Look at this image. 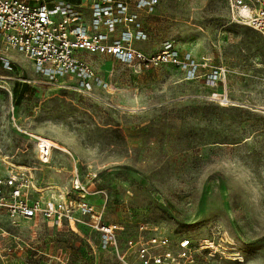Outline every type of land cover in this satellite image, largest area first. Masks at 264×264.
Instances as JSON below:
<instances>
[{
  "label": "rangeland",
  "instance_id": "374dc122",
  "mask_svg": "<svg viewBox=\"0 0 264 264\" xmlns=\"http://www.w3.org/2000/svg\"><path fill=\"white\" fill-rule=\"evenodd\" d=\"M139 20L146 38L135 48L155 54L172 42L206 63L194 79L169 64L138 72L86 55L107 86L76 92L9 54L0 176L23 169L42 187L68 189L76 168L115 240L104 246L79 216L59 226L0 216V264H139L137 244L152 236L167 238L166 253L181 239L222 252L199 251L198 264H264L263 38L232 20L225 0H158ZM49 146L58 149L41 162Z\"/></svg>",
  "mask_w": 264,
  "mask_h": 264
},
{
  "label": "built area",
  "instance_id": "2783aa9c",
  "mask_svg": "<svg viewBox=\"0 0 264 264\" xmlns=\"http://www.w3.org/2000/svg\"><path fill=\"white\" fill-rule=\"evenodd\" d=\"M87 1L0 0V71L13 72L9 54L15 52L49 81L62 86L64 80H71L68 86L73 90L88 92L94 86H107V82L84 59V53L109 56L138 72L173 65L190 80L196 77L198 67L206 64H199L190 52H181L172 42L155 54L135 48L136 41L146 38L139 14L152 13L158 0ZM225 5L232 20L250 27L264 40V0H225ZM215 76H219L218 68L208 74L206 81H213ZM49 147L45 158L38 151L41 162H48L52 151L58 149ZM75 170L72 188L68 189L42 187L23 169L0 176V216L14 226L34 218L56 225L72 223L77 216L87 218L100 233L101 243L110 245L115 235L102 224L100 214L87 200L90 191L80 183ZM166 247L167 238L163 236L139 241V264H198L199 251H206L210 258L220 252L209 244L194 247L189 239H181L168 253Z\"/></svg>",
  "mask_w": 264,
  "mask_h": 264
},
{
  "label": "crops",
  "instance_id": "0c3cea01",
  "mask_svg": "<svg viewBox=\"0 0 264 264\" xmlns=\"http://www.w3.org/2000/svg\"><path fill=\"white\" fill-rule=\"evenodd\" d=\"M86 55H95V54H85V53H84V54L82 55V56L84 57V59H85V56H86ZM48 224H51V225H56V224H52V223H49V222H48ZM56 226H59V224H58V225H56ZM99 235H100V234H99Z\"/></svg>",
  "mask_w": 264,
  "mask_h": 264
}]
</instances>
